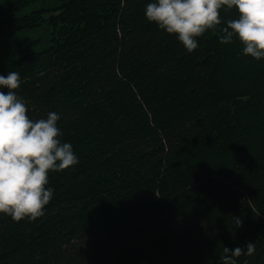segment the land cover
Segmentation results:
<instances>
[{"label":"trees","instance_id":"1","mask_svg":"<svg viewBox=\"0 0 264 264\" xmlns=\"http://www.w3.org/2000/svg\"><path fill=\"white\" fill-rule=\"evenodd\" d=\"M51 1L0 0V35L47 27L0 74L78 161L48 172L42 216L0 213V264H220L246 241L235 264H264V58L219 41L236 9L188 52L150 0Z\"/></svg>","mask_w":264,"mask_h":264},{"label":"clouds","instance_id":"2","mask_svg":"<svg viewBox=\"0 0 264 264\" xmlns=\"http://www.w3.org/2000/svg\"><path fill=\"white\" fill-rule=\"evenodd\" d=\"M222 7L235 8L237 14L220 29L219 41L231 42L236 37L244 54L264 58V0H150L144 16L175 34L185 50L192 52L198 47L196 37L221 23L218 9ZM20 82L16 71L0 74V213L15 221L42 216L53 195V188L47 186L48 172L78 161L72 145L60 140L59 113L50 111L46 118L35 120L26 115L25 103L14 91ZM223 251L230 255H222L220 264H235V257L253 254L255 245L246 241L244 249L225 246Z\"/></svg>","mask_w":264,"mask_h":264},{"label":"rangeland","instance_id":"3","mask_svg":"<svg viewBox=\"0 0 264 264\" xmlns=\"http://www.w3.org/2000/svg\"><path fill=\"white\" fill-rule=\"evenodd\" d=\"M52 4V1L49 0ZM41 2L32 4L24 9L23 12H28L31 9L40 7ZM46 25H42L33 30L25 31H6L0 35V57L2 58H13L14 56H19L26 51L36 50L42 48V43L33 45L31 42L34 39L42 38L46 36Z\"/></svg>","mask_w":264,"mask_h":264}]
</instances>
